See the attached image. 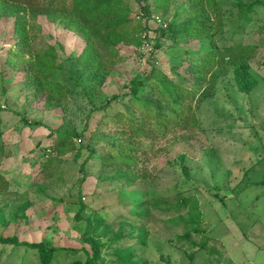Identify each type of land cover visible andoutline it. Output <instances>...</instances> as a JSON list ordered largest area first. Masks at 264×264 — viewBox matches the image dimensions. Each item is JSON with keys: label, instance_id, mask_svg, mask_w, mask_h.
Here are the masks:
<instances>
[{"label": "rangeland", "instance_id": "374dc122", "mask_svg": "<svg viewBox=\"0 0 264 264\" xmlns=\"http://www.w3.org/2000/svg\"><path fill=\"white\" fill-rule=\"evenodd\" d=\"M124 1L133 25L141 20L149 30L140 33V47L117 46L115 66L101 80L78 62L86 46L81 31L38 15L29 31L33 50L53 48L62 66L48 79L67 83L73 70L81 82L50 106L47 91L39 96L29 83L31 64L13 59L21 47L16 16L0 15V173L9 182L0 185V238L21 243L0 242V264H45L26 243L58 249L50 264L85 263L95 253L92 264L129 256L135 264H264V0L203 4L215 24L213 46L158 30L195 22L187 15L193 0H174L167 12L154 13L156 21L142 17L143 3ZM238 1L253 7L248 24L237 20ZM235 44L254 48L246 56L257 81L252 92H239L231 69L211 87L201 77L198 89L189 67L210 46ZM145 77L157 86L148 83L139 103H131L134 80ZM179 87L176 106L171 97ZM113 96L106 113L91 114ZM174 107L179 116L169 123L156 119ZM141 122L138 136L134 124ZM61 134L71 136L73 149L43 155ZM130 141L134 165L106 163Z\"/></svg>", "mask_w": 264, "mask_h": 264}, {"label": "trees", "instance_id": "16d2710c", "mask_svg": "<svg viewBox=\"0 0 264 264\" xmlns=\"http://www.w3.org/2000/svg\"><path fill=\"white\" fill-rule=\"evenodd\" d=\"M138 3H143L141 7L142 17L145 21H156L153 16L157 11L167 12L174 0H136ZM154 5V9L151 3ZM242 1H238L239 9L241 13H238L235 17L239 23L248 24L250 20V13L252 8L250 6L249 10H245V6L240 4ZM193 10L190 13H186L190 21H195L187 25L176 27L172 24H168L166 28L159 27L158 30L161 31L163 36H170L174 40H186V39H208L207 42L213 46V41L210 42L211 35L215 29V24L212 23L210 19V12H205L201 10L203 4H207V8L214 7L217 5L216 0H193ZM264 5V2L261 3ZM203 5V6H202ZM206 6V5H205ZM30 13H26V12ZM131 9L124 0H0V15H10L16 16L17 22L15 25V32L17 36L20 37V49L14 52V58L16 61L21 63L31 64L29 73L34 77H30V82L35 90L36 94L39 96L44 95V91H47V105L50 106V101L55 99L56 101L67 99L69 93H73L74 88L80 87V80L76 82L75 71H70L66 74V79L69 81L67 83L60 81L59 78L48 79L49 76L54 75L60 67V64L56 62L57 54L53 48H43L41 50H33L31 45V38L29 36V31L31 26L35 24V20L38 15H47L52 21L60 20L65 24V27L72 31H81L82 37L86 40V46L82 54L79 56L78 62L80 65H84L90 74H98L95 77L101 80L102 73H110L115 66V59L113 53H118L117 46L121 43L134 44L141 46V34L144 33L147 28V24H144V30H142L141 20L138 21L136 26L133 25V20L131 19ZM19 12H25V14H19ZM217 12V11H214ZM27 14V16H26ZM163 15V14H162ZM31 21L32 24H28ZM147 23V22H146ZM221 27V25H220ZM146 29V30H145ZM142 30V32H141ZM141 33V34H140ZM209 45V46H210ZM158 48V44L156 45ZM208 46V47H209ZM203 54L200 60H197L195 65L189 67L188 70H193L196 78V87L201 89L203 85L200 83L202 81L201 77L205 78L208 85L211 87L214 85L220 76L226 74L228 70H232V75L235 80L236 86L239 92L249 95L255 85L257 84L256 79L250 73L249 67L246 61V56L254 48L251 45H241L235 44L229 48H224L223 50L218 49L216 46ZM30 54L26 58L25 53ZM25 55V56H24ZM19 63V62H18ZM207 71L209 73L207 74ZM148 79H136L134 80L131 91L132 95H128L129 101L131 103H139L138 98L139 93L146 90ZM72 81V83H70ZM76 82V84H75ZM74 84L73 88L67 84ZM80 83V84H79ZM149 86L155 87L157 84L149 83ZM210 87L204 88V94L210 91ZM176 95L171 97V100L175 105H179L178 101L181 99L180 95L183 93L182 88L176 90ZM137 93V94H136ZM126 97V96H125ZM204 95H201L199 100L203 99ZM118 97L113 96L107 99L103 105L96 107L92 111L94 115L98 111L106 113L112 104L117 102ZM60 103V102H58ZM55 104V103H52ZM61 104V103H60ZM146 104V103H145ZM52 106V105H51ZM182 107V106H181ZM124 115H121L122 117ZM172 116H179V113L174 107L173 114L171 116L165 114H156V119L162 124H167L170 122ZM135 128V133L140 136L143 133V128L145 127L143 122L139 123ZM133 128V129H134ZM125 132V131H124ZM133 132V136H135ZM52 134V133H51ZM144 134H146L144 132ZM52 136V135H51ZM50 136V138H51ZM61 139H54L56 146H54L51 141L50 145L43 147L42 154L50 153L51 157L58 152L59 155H63L67 152L68 148L73 149V145L70 137L68 135L61 134ZM76 140V139H75ZM82 142L81 138H79ZM119 151L116 154L110 156V160H105L106 163L116 164L117 162H123L125 166L130 167L135 164L134 155L132 151L136 150L135 144L132 141L127 143H119ZM59 149V150H58ZM44 160L50 159L44 158ZM126 177L130 176L125 173ZM5 182V186L9 185L8 180L0 173V185ZM7 187V186H6ZM4 188H2L3 190ZM136 195V202L141 201V196ZM81 209L85 208L84 203L79 200ZM142 204L139 205L141 207ZM19 207V211H20ZM25 207H22L24 209ZM22 212V211H21ZM0 242L4 244H21L15 238H0ZM26 246L30 248L38 249L39 255L45 264H50L55 257V254L59 251L56 248H48L44 244H30L26 243ZM94 250H97L94 247ZM96 253L94 257L89 258L85 263L77 261L74 264H92L96 260ZM119 264H135L132 262L131 257H125L119 260Z\"/></svg>", "mask_w": 264, "mask_h": 264}, {"label": "built area", "instance_id": "2783aa9c", "mask_svg": "<svg viewBox=\"0 0 264 264\" xmlns=\"http://www.w3.org/2000/svg\"><path fill=\"white\" fill-rule=\"evenodd\" d=\"M155 20H156V18L155 17H153Z\"/></svg>", "mask_w": 264, "mask_h": 264}]
</instances>
